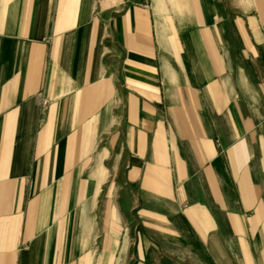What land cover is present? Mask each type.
I'll use <instances>...</instances> for the list:
<instances>
[{"label": "crops", "instance_id": "0c3cea01", "mask_svg": "<svg viewBox=\"0 0 264 264\" xmlns=\"http://www.w3.org/2000/svg\"><path fill=\"white\" fill-rule=\"evenodd\" d=\"M0 264H264V0H0Z\"/></svg>", "mask_w": 264, "mask_h": 264}, {"label": "built area", "instance_id": "2783aa9c", "mask_svg": "<svg viewBox=\"0 0 264 264\" xmlns=\"http://www.w3.org/2000/svg\"><path fill=\"white\" fill-rule=\"evenodd\" d=\"M47 104H48V101H46V100H43V103H42V105H41V108H44V107H46V106H47Z\"/></svg>", "mask_w": 264, "mask_h": 264}]
</instances>
